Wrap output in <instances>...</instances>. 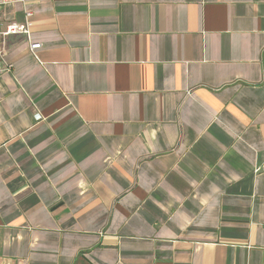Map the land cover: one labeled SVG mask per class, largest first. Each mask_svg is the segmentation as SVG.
Masks as SVG:
<instances>
[{"label":"crops","instance_id":"crops-1","mask_svg":"<svg viewBox=\"0 0 264 264\" xmlns=\"http://www.w3.org/2000/svg\"><path fill=\"white\" fill-rule=\"evenodd\" d=\"M0 23L30 24L0 38V264H264V0Z\"/></svg>","mask_w":264,"mask_h":264},{"label":"built area","instance_id":"built-area-1","mask_svg":"<svg viewBox=\"0 0 264 264\" xmlns=\"http://www.w3.org/2000/svg\"><path fill=\"white\" fill-rule=\"evenodd\" d=\"M16 34H23V35H30V24L28 23H23V24H18V23H10L6 25H2L0 23V38L1 37H6L9 35H16ZM41 47V44L39 43H34L31 44V51H35L36 49H39ZM5 71L4 69V62H3V54L0 46V76L3 74ZM37 118H40V115L36 116Z\"/></svg>","mask_w":264,"mask_h":264}]
</instances>
